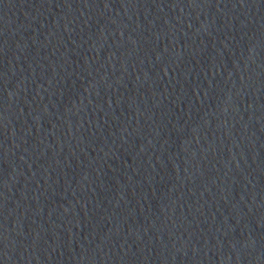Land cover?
<instances>
[{"label": "water", "instance_id": "obj_1", "mask_svg": "<svg viewBox=\"0 0 264 264\" xmlns=\"http://www.w3.org/2000/svg\"><path fill=\"white\" fill-rule=\"evenodd\" d=\"M0 264H264V0H0Z\"/></svg>", "mask_w": 264, "mask_h": 264}]
</instances>
